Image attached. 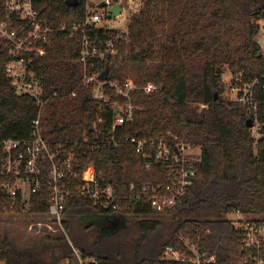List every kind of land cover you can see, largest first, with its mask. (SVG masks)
Instances as JSON below:
<instances>
[{
	"label": "trees",
	"instance_id": "1",
	"mask_svg": "<svg viewBox=\"0 0 264 264\" xmlns=\"http://www.w3.org/2000/svg\"><path fill=\"white\" fill-rule=\"evenodd\" d=\"M141 2L142 8L129 18L127 34L117 43L115 60L104 68L109 69L111 80L131 78L139 85H157L159 90L134 95L141 107L139 116L119 127L114 141L109 136L111 106L95 102L92 87L81 84L79 41L54 34L43 60L47 92L68 94L44 109V138L63 153H75L77 170L94 165L101 182L117 192L123 213L138 218L97 237L93 226L78 223L77 217L110 213L74 198L66 207L67 234L84 257H94L100 264H179L162 255L167 246L184 249L182 234L200 238L201 248L216 256L218 264H246L243 234L227 216L234 212L264 216V54L257 41L264 0ZM6 3L0 0V23L6 20ZM46 15L71 24L83 19L84 10L56 0ZM6 61L7 52L0 46V143H22L30 139L38 108L30 97L15 93L6 76ZM227 72L242 74L246 83L259 82L254 88L261 103L256 118L262 135L258 141L246 126L249 119L255 120L253 116L223 97ZM168 133L199 146L201 162L194 166L193 186L164 214L169 219H151L158 214L146 198L130 201V186L135 184L139 191L143 186L166 184L168 177L162 166L146 169L144 159L123 137L171 139ZM4 160L0 148V213L47 214L48 191L24 202L6 197L1 187ZM259 224L264 226V220ZM72 254L63 234L20 248L0 233V262L5 264H73Z\"/></svg>",
	"mask_w": 264,
	"mask_h": 264
},
{
	"label": "built area",
	"instance_id": "2",
	"mask_svg": "<svg viewBox=\"0 0 264 264\" xmlns=\"http://www.w3.org/2000/svg\"><path fill=\"white\" fill-rule=\"evenodd\" d=\"M55 1L7 0L6 20L0 23V46L7 52L6 76L15 93L30 97L38 108L29 140L22 143L6 140L0 143L5 154V179L1 187L6 197L14 202H24L48 191V213L29 214L47 216L49 219L32 221L29 231L42 234L43 238L63 234L77 264H100L94 257H84L70 240L65 226L68 203L74 198L84 199L92 202L99 210L110 213V216L126 214L117 203V192L111 185L101 182L94 165H88L82 171L77 170L74 166L76 154H66L53 148L43 136L41 120L44 109L49 102L68 95L48 93L46 89L43 60L47 55V48L52 45V36L62 33L71 40L79 41V63L84 71L81 84L92 87L95 102L111 106L113 121L109 136L113 141L119 127L134 122L139 116L141 107L135 104L134 95L138 92L153 94L159 88L154 84L139 85L131 78L123 81L111 80L109 75L105 80L100 78L106 70L104 67L117 56V43L127 34V29L111 28V23L116 20L128 21L132 14L142 8L141 0H76V6L83 7L84 17L82 20L74 19L71 24L66 21L57 22V18L46 15L52 10ZM133 5L136 8L133 9ZM115 7L121 8L117 16L112 13ZM258 84V81L246 83L242 74L232 75V88L236 97L230 102L244 108L255 119L251 128L255 141L262 136L261 125L256 122L261 104L256 100L254 91ZM74 94L75 91L71 93ZM168 136L171 139L166 138L167 136L123 137L124 142L132 145L144 159L146 169L151 170L155 166L164 168L168 177L166 184L143 186L139 191L135 184L130 186L129 200L146 198L158 215H164L177 205L193 186L196 178L194 166L201 162L202 155L199 146L178 140L170 133ZM232 215L237 216L230 219L233 228L243 234V248L246 252L243 262L264 264V226L259 224L260 220L240 212ZM180 238L184 249L167 246L162 255L164 260L179 264H218L216 256L201 248L200 238L195 240L183 234Z\"/></svg>",
	"mask_w": 264,
	"mask_h": 264
},
{
	"label": "rangeland",
	"instance_id": "3",
	"mask_svg": "<svg viewBox=\"0 0 264 264\" xmlns=\"http://www.w3.org/2000/svg\"><path fill=\"white\" fill-rule=\"evenodd\" d=\"M142 7V5H141ZM136 8L133 5V9ZM140 9V7H139ZM261 24V31L257 37V41L259 42L260 46L263 49L264 54V18L260 21ZM129 20H116L115 22L111 23L110 27L113 29H121L125 30L128 29ZM223 85H224V98L226 100H233L236 97V92L232 88V74L227 72L223 76ZM232 217L236 218L237 216L230 215L227 216L229 219H233ZM258 220H264V216H257L254 217ZM47 216H33L28 212H15V211H8L0 213V233L4 234L9 237L17 246L20 248L31 247L34 244H39L43 239L42 234H37L34 231H29V226L32 221L42 220L48 221ZM138 218L133 217L131 215H117V216H110V215H103V214H86L82 217H77L76 221L78 223H83L86 225L93 226V232L97 237H101L102 235L107 234L110 232V229L113 228V223L115 224H127L131 223L132 221L137 220ZM151 219H158V220H167L169 217L164 215H157L152 216ZM0 264H5L4 262H0ZM59 264H68L67 261H62ZM73 264H77L75 260H73Z\"/></svg>",
	"mask_w": 264,
	"mask_h": 264
},
{
	"label": "water",
	"instance_id": "4",
	"mask_svg": "<svg viewBox=\"0 0 264 264\" xmlns=\"http://www.w3.org/2000/svg\"><path fill=\"white\" fill-rule=\"evenodd\" d=\"M67 5L68 6H76V0H67ZM103 6V4L101 5V7ZM121 12V8L120 7H115L112 9V13L113 15L117 16L119 13ZM108 73H109V69L106 68V70L102 73V75L100 76L101 80H105L108 77ZM118 112V110L116 111ZM247 128L251 129L254 126V122L252 119H249L246 123ZM120 226V224H116L114 225V227L112 229H110V232H114L115 230L118 229V227Z\"/></svg>",
	"mask_w": 264,
	"mask_h": 264
},
{
	"label": "flooded vegetation",
	"instance_id": "5",
	"mask_svg": "<svg viewBox=\"0 0 264 264\" xmlns=\"http://www.w3.org/2000/svg\"><path fill=\"white\" fill-rule=\"evenodd\" d=\"M116 225L115 223H113V226ZM112 229V228H111Z\"/></svg>",
	"mask_w": 264,
	"mask_h": 264
}]
</instances>
